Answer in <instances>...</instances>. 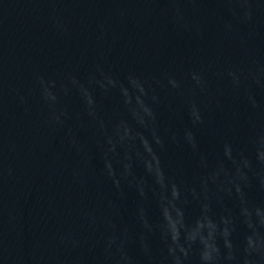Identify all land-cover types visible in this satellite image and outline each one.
Returning a JSON list of instances; mask_svg holds the SVG:
<instances>
[{
    "label": "water",
    "instance_id": "obj_1",
    "mask_svg": "<svg viewBox=\"0 0 264 264\" xmlns=\"http://www.w3.org/2000/svg\"><path fill=\"white\" fill-rule=\"evenodd\" d=\"M0 264H264V0H0Z\"/></svg>",
    "mask_w": 264,
    "mask_h": 264
}]
</instances>
